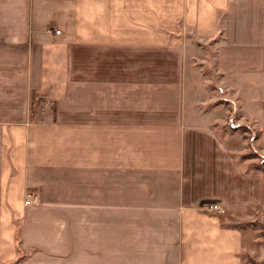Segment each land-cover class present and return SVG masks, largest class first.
I'll return each mask as SVG.
<instances>
[{"label":"crops","instance_id":"crops-1","mask_svg":"<svg viewBox=\"0 0 264 264\" xmlns=\"http://www.w3.org/2000/svg\"><path fill=\"white\" fill-rule=\"evenodd\" d=\"M234 114L264 152V0H0V264H264Z\"/></svg>","mask_w":264,"mask_h":264},{"label":"rangeland","instance_id":"rangeland-1","mask_svg":"<svg viewBox=\"0 0 264 264\" xmlns=\"http://www.w3.org/2000/svg\"><path fill=\"white\" fill-rule=\"evenodd\" d=\"M220 95V97H221V94H219ZM221 100V99H220ZM43 99H37V98H35L34 99V101H33V105H32V107H31V111L34 113V117L33 118H37L36 117V114H38L37 116H38V119H40L41 118V116H40V114H39V112L40 111H38L40 108H42L43 106H42V104H43ZM223 101V100H222ZM52 107H53V104H49V106H47V110H48V112H51V109H52ZM244 110L245 111H247V114H248V116H250L251 117V115L249 114V112H252L253 111V109H250V108H247L246 106H245V108H244ZM249 110V111H248ZM234 117H232L231 118V122H229V126H230V129L231 130H233V131H236L237 132V140H238V142H245L244 143V146H246V143L248 144V142H249V138L252 136V135H250L248 132H246V131H244L243 129H238V128H236V127H238V126H240V125H234L235 124V122H237L238 121V118H236V115L234 114L233 115ZM236 118V119H235ZM261 126H262V131H263V135H264V118H262V120H261ZM257 145L256 146H263L264 147V136H262L261 137V140L260 141H258V143H256ZM255 147V146H254ZM255 149H256V147H255ZM264 149V148H263ZM256 152H257V149H256ZM258 153V152H257ZM260 156L259 157H255L254 155H252L253 157H252V159L251 160H249V161H251V162H253V164H254V166L253 167H256V169H261V168H263L264 167V152H262L261 154H259ZM242 159V158H241ZM264 238V237H263ZM243 255H244V257H246L247 256V252H244L243 253ZM251 259V258H250ZM251 262V264H258L259 262H257V261H255V260H253V259H251L250 260Z\"/></svg>","mask_w":264,"mask_h":264},{"label":"trees","instance_id":"trees-1","mask_svg":"<svg viewBox=\"0 0 264 264\" xmlns=\"http://www.w3.org/2000/svg\"><path fill=\"white\" fill-rule=\"evenodd\" d=\"M37 96H38V95H37L35 92H33V93H32V98H31V99H32L33 101H34L35 98L39 99ZM236 128H238V129H243L244 131H246V132H248L250 135H252V136L249 138V142H248V146H249L250 152L247 153V154L244 156V158H252V157H253L252 155H254L255 157H259L260 155L256 152V149H255V147H254V141H255V139L258 138V133H257L255 130L251 129L249 126H245V125H240V126H238V127H236ZM261 235L264 237V228H263V230H262V232H261ZM249 260H251V259H249ZM250 262H251V261H250ZM255 264H256V263H255ZM258 264H263V263L259 262Z\"/></svg>","mask_w":264,"mask_h":264},{"label":"built area","instance_id":"built-area-1","mask_svg":"<svg viewBox=\"0 0 264 264\" xmlns=\"http://www.w3.org/2000/svg\"><path fill=\"white\" fill-rule=\"evenodd\" d=\"M60 31H56V34H59ZM27 198L25 200V204H30L31 200L35 201L36 200V195H32V194H28ZM204 209H206L209 212H214L217 214H224L225 213V209L222 208L219 204L217 203H208L204 205ZM13 264H24L23 261H16Z\"/></svg>","mask_w":264,"mask_h":264}]
</instances>
